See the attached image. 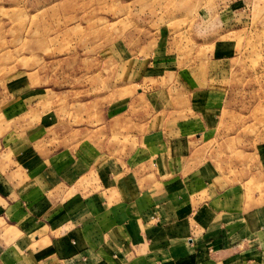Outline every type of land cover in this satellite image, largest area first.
I'll list each match as a JSON object with an SVG mask.
<instances>
[{"label": "rangeland", "instance_id": "rangeland-1", "mask_svg": "<svg viewBox=\"0 0 264 264\" xmlns=\"http://www.w3.org/2000/svg\"><path fill=\"white\" fill-rule=\"evenodd\" d=\"M207 87L220 88L222 102L199 163L260 203L264 0H0V175L10 138L42 115L59 120L35 146L48 155L67 147L70 130L105 123V139L124 150L136 146L141 118L168 130L188 118L185 133H201L191 91Z\"/></svg>", "mask_w": 264, "mask_h": 264}, {"label": "crops", "instance_id": "crops-1", "mask_svg": "<svg viewBox=\"0 0 264 264\" xmlns=\"http://www.w3.org/2000/svg\"><path fill=\"white\" fill-rule=\"evenodd\" d=\"M221 93L191 91L201 133H185L188 118L174 130L141 118L131 133L136 146L125 150L105 139V123L70 130L67 147L48 155L35 146L59 120L45 115L10 138L0 175V264H264V200L248 203L242 184H225L212 163L198 160L218 124ZM113 110L121 123L123 107ZM14 129L10 122L6 134Z\"/></svg>", "mask_w": 264, "mask_h": 264}]
</instances>
